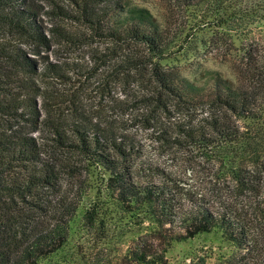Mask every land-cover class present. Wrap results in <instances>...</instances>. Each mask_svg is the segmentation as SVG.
<instances>
[{
	"label": "trees",
	"instance_id": "1",
	"mask_svg": "<svg viewBox=\"0 0 264 264\" xmlns=\"http://www.w3.org/2000/svg\"><path fill=\"white\" fill-rule=\"evenodd\" d=\"M162 1L168 23L126 0H0V264L117 230L111 264L208 235L217 264H264V0ZM202 30L229 72L174 66Z\"/></svg>",
	"mask_w": 264,
	"mask_h": 264
},
{
	"label": "rangeland",
	"instance_id": "2",
	"mask_svg": "<svg viewBox=\"0 0 264 264\" xmlns=\"http://www.w3.org/2000/svg\"><path fill=\"white\" fill-rule=\"evenodd\" d=\"M38 1L41 4H50V0ZM126 1L131 7H141L150 10L163 23H168L172 16L170 7L162 0ZM255 33L259 36L260 31L256 30ZM191 34H193L194 38L189 47L191 48L190 52L186 57L182 53H179L174 66L179 67L184 75L191 78H201L208 69L229 72L231 63L228 61L229 57H227V53L229 51L226 49L224 42H217L215 39H212L213 33L209 30H202ZM99 45L101 44L94 43L91 48L95 49ZM90 50V48L86 47L74 51H63L62 48L58 51V55L62 61L77 60L87 57ZM123 236L124 231L117 230L111 232L109 240H112V244L110 245H105L104 241L102 243H95L92 239L89 240L92 235L85 234L84 239H79L77 236L75 238L76 240H73L68 245L64 255L55 261V264H111L112 261L115 263L127 249V243H124V245H116L118 242H126L125 239L123 241ZM220 246L222 244L219 236H202L187 244L175 245L168 254V260L170 264H192L188 258L193 254L195 263L198 262L201 256H209L210 258H208L207 264H217Z\"/></svg>",
	"mask_w": 264,
	"mask_h": 264
}]
</instances>
